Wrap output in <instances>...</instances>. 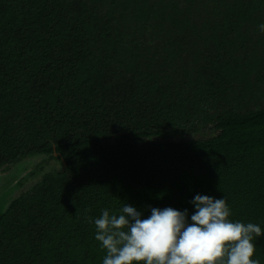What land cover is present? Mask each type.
<instances>
[{"label": "trees", "instance_id": "1", "mask_svg": "<svg viewBox=\"0 0 264 264\" xmlns=\"http://www.w3.org/2000/svg\"><path fill=\"white\" fill-rule=\"evenodd\" d=\"M262 23L264 0H0V172L47 167L0 213V264H102L89 218L190 222L197 194L264 233Z\"/></svg>", "mask_w": 264, "mask_h": 264}, {"label": "clouds", "instance_id": "2", "mask_svg": "<svg viewBox=\"0 0 264 264\" xmlns=\"http://www.w3.org/2000/svg\"><path fill=\"white\" fill-rule=\"evenodd\" d=\"M264 31V23L260 24ZM195 212L153 207L142 219L125 204L118 214L106 208L94 221L95 239L106 255L102 264H260L254 237L264 235L254 223L233 221L226 198L197 194Z\"/></svg>", "mask_w": 264, "mask_h": 264}, {"label": "rangeland", "instance_id": "3", "mask_svg": "<svg viewBox=\"0 0 264 264\" xmlns=\"http://www.w3.org/2000/svg\"><path fill=\"white\" fill-rule=\"evenodd\" d=\"M40 158L26 157L19 161L14 168L0 172V213L6 209L8 202L16 197L19 191H23L28 186L34 184V180L39 178L40 175L32 176V172L46 167L45 165H40L39 167L33 166L39 162ZM23 179L24 183L18 187V184Z\"/></svg>", "mask_w": 264, "mask_h": 264}, {"label": "flooded vegetation", "instance_id": "4", "mask_svg": "<svg viewBox=\"0 0 264 264\" xmlns=\"http://www.w3.org/2000/svg\"><path fill=\"white\" fill-rule=\"evenodd\" d=\"M20 185V184H19Z\"/></svg>", "mask_w": 264, "mask_h": 264}]
</instances>
